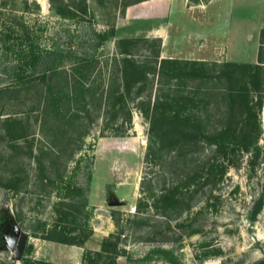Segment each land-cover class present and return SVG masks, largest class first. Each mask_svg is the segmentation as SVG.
Listing matches in <instances>:
<instances>
[{
    "label": "rangeland",
    "instance_id": "obj_1",
    "mask_svg": "<svg viewBox=\"0 0 264 264\" xmlns=\"http://www.w3.org/2000/svg\"><path fill=\"white\" fill-rule=\"evenodd\" d=\"M144 1L6 0L7 6H0V88L20 90L0 94V114H4L0 119L12 116L27 127L24 132L15 124L0 123V264H24L27 243L33 247L30 260L55 264H104L113 254L111 244L116 246L117 264H254L264 260V207L250 219L255 199L264 189V107L259 114V157L253 170L247 165L249 154L244 153L237 167L220 172L224 152L209 143L215 137H200L193 147L205 168L195 169L192 162L174 159L177 150L161 148V140L155 139L156 146L149 150L152 134L145 111L153 108L155 89L150 105L147 100L141 103L142 97L135 101L126 97L124 110L118 104L115 112L106 115L101 112L105 100L100 106V92L91 102V94L83 91L82 102L66 104L74 109L89 103L86 109L93 121L84 123L80 153L69 161L63 180L52 186L35 180L36 166L28 145L40 140L41 113L36 107L40 100L44 106L46 91L65 84L61 71L66 68L56 67V74L42 81L39 78L47 72H33L34 58L46 50H58L64 53L60 63L79 74L84 60L93 54L100 61L88 68L92 78L79 81L99 91L109 87L112 62L106 67V60L117 39L125 38L119 37L123 17ZM166 28V38L159 42L161 58L203 61L216 71L225 62L255 63L264 29V0L184 1ZM156 44L138 43L132 49L136 59L152 54ZM32 78L37 79L35 85L30 83ZM214 83L209 86L218 87ZM184 85L194 91L206 88L191 80ZM205 112L202 107V120ZM212 112L211 126H227L220 120L222 114ZM46 117V138L51 141L49 128L55 118ZM192 121L199 123L197 118ZM22 133L35 136L28 141L12 140ZM228 139L236 141L233 135ZM19 159H23L19 166L29 173L27 187L19 192L3 189L1 176L19 173L15 165ZM209 166L212 177H207ZM111 236L106 248L103 243Z\"/></svg>",
    "mask_w": 264,
    "mask_h": 264
},
{
    "label": "trees",
    "instance_id": "obj_2",
    "mask_svg": "<svg viewBox=\"0 0 264 264\" xmlns=\"http://www.w3.org/2000/svg\"><path fill=\"white\" fill-rule=\"evenodd\" d=\"M5 5L7 6L6 0H0V6ZM140 42L143 45L158 43L155 45L153 53L146 56L144 60L136 59L134 50H132ZM159 42L161 44L159 38L117 39L114 51L111 53L110 58L106 60V67L108 61L112 62L107 78L112 83L107 88L104 86L100 91L99 89L87 88L79 81H87L92 78V73L88 68H92L93 65L95 68L96 64L93 63L100 61L93 54L84 60L82 66L78 65L77 68L84 67L82 71L79 70L80 75L77 70L74 71L71 68L64 67L60 63L64 60L62 57L64 53L58 50H46L34 58V63L31 65L33 72L38 74L44 71L50 74H48L49 76L46 75L47 73L42 75L39 78L42 81H46L52 75H55L56 67L66 68L61 71L65 76V84L46 91L43 97L44 106L40 105L43 101L40 100L38 107H36L38 108L36 110H40L36 112L41 113L37 128L40 140H38L37 145L33 146L30 143L28 146L30 159L36 166L35 180L38 183L42 184L43 180H46L47 185L52 186L63 180L69 161H74V156L81 151V136H83L87 127L84 123L88 124L87 122L93 121L89 110L86 109L89 103L74 109L66 104L73 101L76 103L82 102L81 93L83 91L91 94V102L92 99L95 100V94L100 92V106L103 99L105 100L102 103L101 112L106 115V112L109 113L112 110L115 112L118 104H122L120 109L124 110L128 105L125 101L126 97H130L132 101L142 97L141 103L147 100L146 104L150 105L151 96L155 89L153 108L150 111H145V113H149L146 116L149 117L150 132L152 134L149 150L152 149L153 145L156 146L155 139L157 141L161 140V148L171 146L170 151L173 149L179 151L176 152L174 159L176 158L179 162L189 165L192 162L195 169L205 168L207 165L201 163L203 159H198L197 154L194 155L195 149L193 147L200 137L208 140L215 137V142L209 143L216 147L217 152H224L219 163L220 172L228 167H237L239 158L244 153L249 154L247 165L251 171L253 170V166L257 163L259 157L258 143L261 136L259 114L262 107H264V29L260 31V46L255 63L225 62L218 66L220 69L218 68L217 71L210 69V64L203 61L161 58ZM67 57L68 55H65V58ZM188 80L198 82L200 85L205 84L206 88H201L202 86L200 88L195 87L198 90L194 91L192 87L184 85ZM35 81L37 79L32 78L30 83L34 84ZM212 82H215L214 84H217L218 87H210L209 84ZM19 91L18 88L11 89L7 86L0 88V94L9 92L17 94ZM84 100H87L86 96ZM100 106L98 108H101ZM202 107L207 110L203 120L199 117ZM215 110L223 115L220 120L227 122V126L220 128L211 126V121L214 118L212 111ZM80 113L84 114L82 118L79 116ZM47 114H51L55 118L49 128L50 136L53 138L51 141L46 138ZM1 116H4V114H0V118ZM192 118H197L198 125L193 123ZM75 121H78V123L71 124ZM3 122L4 126L15 124V128L19 131H24L23 127H26V125L22 126L17 118L12 116L0 119V123ZM207 127L209 128L206 129ZM229 135L235 136L236 141H230L228 139ZM33 136H35V133H22L12 140L22 138L28 141ZM170 151L168 152L170 153ZM22 162L23 159H19L15 163L19 173L14 172V174L7 177L4 174L1 176L4 181V184L1 185L3 189L19 192L27 187L29 173L26 168L19 166ZM207 173V177L213 176L210 166ZM15 186L20 187L16 188ZM72 202L77 201L73 200ZM66 205L76 207L78 204L68 203ZM262 207H264V189L255 199L250 215L251 220L256 218ZM69 214L72 215L71 211ZM111 238L112 236L103 243V246L108 248V241ZM111 245L113 254L109 256L104 264H117L116 246ZM32 251V245L27 243L22 256L24 264H55L48 261L30 260L28 256ZM254 264H264V260H259Z\"/></svg>",
    "mask_w": 264,
    "mask_h": 264
},
{
    "label": "crops",
    "instance_id": "obj_3",
    "mask_svg": "<svg viewBox=\"0 0 264 264\" xmlns=\"http://www.w3.org/2000/svg\"><path fill=\"white\" fill-rule=\"evenodd\" d=\"M184 1L189 0H146L134 9H128L123 17L122 25L124 27H122L119 37L159 38L162 43L166 38L164 34L167 30L168 20L173 18V14ZM192 5L194 7L200 6L193 3ZM203 5L204 3L201 6Z\"/></svg>",
    "mask_w": 264,
    "mask_h": 264
},
{
    "label": "built area",
    "instance_id": "obj_4",
    "mask_svg": "<svg viewBox=\"0 0 264 264\" xmlns=\"http://www.w3.org/2000/svg\"><path fill=\"white\" fill-rule=\"evenodd\" d=\"M131 211H134V209H133V208H131Z\"/></svg>",
    "mask_w": 264,
    "mask_h": 264
}]
</instances>
